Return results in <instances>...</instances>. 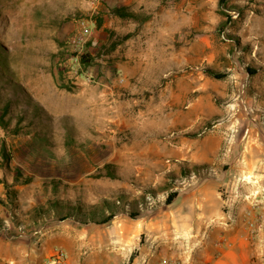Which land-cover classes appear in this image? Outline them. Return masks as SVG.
Segmentation results:
<instances>
[{"label": "rangeland", "instance_id": "374dc122", "mask_svg": "<svg viewBox=\"0 0 264 264\" xmlns=\"http://www.w3.org/2000/svg\"><path fill=\"white\" fill-rule=\"evenodd\" d=\"M3 110L0 235L264 264V0H0Z\"/></svg>", "mask_w": 264, "mask_h": 264}, {"label": "crops", "instance_id": "0c3cea01", "mask_svg": "<svg viewBox=\"0 0 264 264\" xmlns=\"http://www.w3.org/2000/svg\"><path fill=\"white\" fill-rule=\"evenodd\" d=\"M3 191L0 187L1 195ZM17 197L19 193L16 194V199ZM81 236L45 234L34 237L31 235L10 237L0 235V264H46L56 247L66 252V264H101V260L97 259L94 251L81 250ZM87 239L90 240V236Z\"/></svg>", "mask_w": 264, "mask_h": 264}, {"label": "trees", "instance_id": "16d2710c", "mask_svg": "<svg viewBox=\"0 0 264 264\" xmlns=\"http://www.w3.org/2000/svg\"><path fill=\"white\" fill-rule=\"evenodd\" d=\"M114 12L116 14H119L120 16H128V15H130V13L127 11L126 7H123V8H120V9L119 8L114 9ZM75 56H76V60H77L78 67H82V66L85 67L88 64L89 59H90V55L88 53H85V52L82 53V54H80V55H75ZM3 114H4V110L0 114V123H2L3 126H5L6 125V121L2 118V115ZM173 195H171V196H173ZM169 200H171V197L170 196L168 197V201ZM110 218L111 217L108 216V217H106V219L104 221H107Z\"/></svg>", "mask_w": 264, "mask_h": 264}, {"label": "built area", "instance_id": "2783aa9c", "mask_svg": "<svg viewBox=\"0 0 264 264\" xmlns=\"http://www.w3.org/2000/svg\"><path fill=\"white\" fill-rule=\"evenodd\" d=\"M46 264H66V252L61 248H55Z\"/></svg>", "mask_w": 264, "mask_h": 264}, {"label": "bare ground", "instance_id": "6f19581e", "mask_svg": "<svg viewBox=\"0 0 264 264\" xmlns=\"http://www.w3.org/2000/svg\"><path fill=\"white\" fill-rule=\"evenodd\" d=\"M251 185V184H250ZM203 199L201 200V205H202V208L206 205V201L208 200V198L206 197H202ZM251 199V198H250ZM241 202V201H240ZM247 202V201H246ZM203 203V204H202ZM195 204V203H194ZM198 206V205H197ZM217 216V215H216ZM210 221V220H209ZM203 222V221H202ZM216 223V222H215ZM210 224V223H209ZM212 225V224H211ZM217 225V224H216ZM219 227V226H217ZM224 227V226H223ZM215 228V227H214ZM210 229V228H209Z\"/></svg>", "mask_w": 264, "mask_h": 264}]
</instances>
